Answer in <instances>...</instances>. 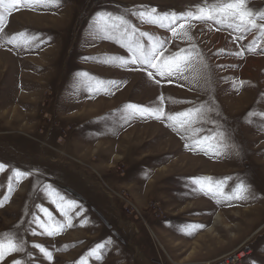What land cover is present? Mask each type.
<instances>
[{
    "label": "rangeland",
    "instance_id": "1",
    "mask_svg": "<svg viewBox=\"0 0 264 264\" xmlns=\"http://www.w3.org/2000/svg\"><path fill=\"white\" fill-rule=\"evenodd\" d=\"M28 2L0 26V241L23 242L0 264H221L239 254L241 264H264L260 30L195 19L160 26L137 14L226 0ZM245 2L264 24V0ZM98 14L136 32L102 30ZM132 41L145 51L162 42L161 62L180 53L181 71L125 63ZM129 104L162 108L164 118L133 115ZM189 109L202 115L167 119ZM207 178L226 194L243 184L248 198L207 194L196 183Z\"/></svg>",
    "mask_w": 264,
    "mask_h": 264
},
{
    "label": "snow or ice",
    "instance_id": "2",
    "mask_svg": "<svg viewBox=\"0 0 264 264\" xmlns=\"http://www.w3.org/2000/svg\"><path fill=\"white\" fill-rule=\"evenodd\" d=\"M29 7L31 6L28 0H10L8 3H4V0H0V7L3 8V13H0V26L3 25L4 21V13H10L13 9L17 8L18 6ZM156 9H151L150 12L148 11H140L137 13L141 19H148L152 23H158L160 26H164V23L167 22L169 25L174 24L176 20L182 21H190L192 19L199 20V21H215L216 23L223 24L226 21L228 22L229 27H235L238 31H251L252 29H259L261 34L264 35V24H257L256 20L253 19L254 15H257L251 12L247 6L245 0H226V2L213 4L211 7H203L198 6L196 11H188L187 13L177 15L175 13L172 14H162L159 16H155ZM260 19H264V13L258 14ZM98 23H102L105 25V28L102 30H107L108 28L119 30L121 26H128L132 27V31L136 32L134 26H131L127 20L123 17H112V14H98ZM108 20H112L113 22L109 25L107 23ZM118 21V23H117ZM186 23L179 24V29L183 30L186 28ZM172 35H177V28L172 27L170 28ZM183 35L187 36L188 33L186 31L182 32ZM141 36H147V33H140ZM15 39V38H13ZM10 43L12 40L9 41ZM127 50L131 54V58L129 61H125V63L131 64H139L141 66H146L144 70L147 69H155L156 73L160 76L165 75H173L177 74L181 71V65L179 61L186 60L185 57H182L180 53H177L175 57H168L163 62H161V57L163 56V52L160 50L163 47L161 42L160 46L158 47L156 43L151 45L150 51H145L144 46L139 44L135 41L129 42L127 45ZM183 51V50H181ZM159 53V54H158ZM164 69H167L165 71ZM148 76L152 77L153 73L148 71ZM127 108L131 110L133 115H139L141 118H156V119H163L164 118V111L162 108H151V107H144L136 104H129ZM193 112H196L198 115H202V110L200 109H189L184 113H179L176 115H170L167 117L169 121H176L179 117L188 118ZM205 140L208 138L205 137ZM5 168L4 164H0V171H3ZM13 175L17 178H23L30 173L22 172L19 170H14ZM208 184L205 187V183L203 181H196V183L200 184L201 191H206L207 194H211L214 197H220L226 200L230 199H247L248 198V189L243 185H238L237 188L234 190L233 194H226L223 191V188L220 184H217L215 189H213L211 184V178H207ZM51 188V186H48ZM57 195L60 197V200L63 201L64 197L60 196L58 190ZM56 203V201H52ZM75 204L74 201L71 202ZM0 206H2V202H0ZM59 208L60 205H57ZM63 213V209H60ZM46 215L50 214L47 213L46 209H41ZM36 222L40 224L41 227L46 229L47 235H55L58 232V229L52 227L51 225H46L39 218H36ZM34 247L39 248V250L47 257L48 260L52 259V253L46 251L43 246L35 245ZM101 247H103L101 245ZM23 251V242H17L12 238L7 239V241H0V261L3 260L6 254H11L15 252ZM13 264H21V261L15 260Z\"/></svg>",
    "mask_w": 264,
    "mask_h": 264
},
{
    "label": "built area",
    "instance_id": "3",
    "mask_svg": "<svg viewBox=\"0 0 264 264\" xmlns=\"http://www.w3.org/2000/svg\"><path fill=\"white\" fill-rule=\"evenodd\" d=\"M239 256L240 254L238 256L235 255V257L231 258L232 259L231 262H226V263L223 262L221 264H241L243 258L241 259L239 258Z\"/></svg>",
    "mask_w": 264,
    "mask_h": 264
}]
</instances>
